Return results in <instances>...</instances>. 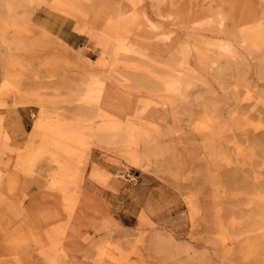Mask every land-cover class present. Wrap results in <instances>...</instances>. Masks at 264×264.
I'll use <instances>...</instances> for the list:
<instances>
[{
	"label": "rangeland",
	"instance_id": "rangeland-1",
	"mask_svg": "<svg viewBox=\"0 0 264 264\" xmlns=\"http://www.w3.org/2000/svg\"><path fill=\"white\" fill-rule=\"evenodd\" d=\"M74 2L0 0V264H264V0Z\"/></svg>",
	"mask_w": 264,
	"mask_h": 264
},
{
	"label": "bare ground",
	"instance_id": "bare-ground-1",
	"mask_svg": "<svg viewBox=\"0 0 264 264\" xmlns=\"http://www.w3.org/2000/svg\"><path fill=\"white\" fill-rule=\"evenodd\" d=\"M57 4L59 5L60 10L66 12L68 14H71V15L78 14V15H80L78 17H81V14H84L80 10H78L74 0H56V5ZM53 5H54V3H53ZM79 11H80V14L78 13ZM162 15L164 17H166V16H168V17L170 16L171 17L172 16L171 13H166V14H162ZM84 16L85 15H83V18H84ZM127 21H128V18H127ZM127 21H125L124 18L118 20L115 23L116 28L120 32L124 31L125 30L124 27L126 26ZM149 24L151 26L153 25L152 23H149ZM259 33L260 32L257 30V27H254V26L246 28L245 30L241 31V34L243 35V39L247 40L248 42H250L252 44H255L256 42H258L257 36L259 35ZM246 35H247V37H246ZM115 38H117V41H121V37L117 36ZM223 45L225 47L229 48V50L232 49L231 42H229V41L224 42ZM5 62H4V59L2 61V58L0 56V66L2 64V66H4V69L8 65V62L6 64H5ZM86 122H87L86 120H83L81 122L80 121H72V120L67 121L66 118L61 117V116H57L55 119H53V118H51V116H49L45 112H42L39 115V118L35 120L34 127H33V134L37 135L41 129L42 130H47V131H50L52 133H55L60 139H63L64 141H66L67 142V144H66L67 147L70 148L71 147L70 144H74L75 147L81 148V147L85 146L88 143V138L86 136V133L84 132L85 129L89 128V126H88V124H86ZM196 127L199 128V129L207 128V122L205 121V119L197 120ZM131 131H132V127L128 126V128L125 131V133H129ZM210 134H211V137L209 138V141L212 140L214 135H215V131H214L213 127H210ZM67 150H70V152H72V153L75 152V149H73V148L67 149ZM63 173L65 175V172H63ZM81 208H82V206H81ZM81 208L79 209V211L81 210ZM86 208H87V206H86ZM82 211H83V209H82ZM84 213L85 212H83V214ZM88 215H89V213H88ZM88 215L86 213V216H88Z\"/></svg>",
	"mask_w": 264,
	"mask_h": 264
},
{
	"label": "crops",
	"instance_id": "crops-1",
	"mask_svg": "<svg viewBox=\"0 0 264 264\" xmlns=\"http://www.w3.org/2000/svg\"><path fill=\"white\" fill-rule=\"evenodd\" d=\"M23 121L21 124H18V128L16 129H12L11 123H8V127L9 128L11 127L9 130L14 135L16 140H21L24 138V122Z\"/></svg>",
	"mask_w": 264,
	"mask_h": 264
}]
</instances>
